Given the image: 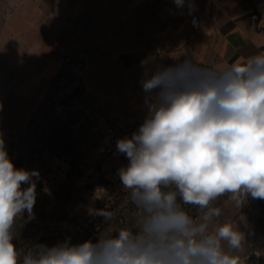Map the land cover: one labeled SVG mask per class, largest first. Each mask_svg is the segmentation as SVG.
<instances>
[{
    "label": "clouds",
    "instance_id": "clouds-1",
    "mask_svg": "<svg viewBox=\"0 0 264 264\" xmlns=\"http://www.w3.org/2000/svg\"><path fill=\"white\" fill-rule=\"evenodd\" d=\"M141 85L144 122L116 142L129 161L118 175L138 211L113 228L112 211L89 208L110 225L96 242L17 248L12 230L25 210L33 215L40 177L15 167L0 136V264H246L237 254L245 235L217 223L215 202L264 200V52L223 69L186 58L146 72Z\"/></svg>",
    "mask_w": 264,
    "mask_h": 264
},
{
    "label": "crops",
    "instance_id": "crops-1",
    "mask_svg": "<svg viewBox=\"0 0 264 264\" xmlns=\"http://www.w3.org/2000/svg\"><path fill=\"white\" fill-rule=\"evenodd\" d=\"M194 8L197 29L188 0H0V136L26 130L68 58L105 70L91 97L105 101L106 127L129 131L147 115L146 72L186 58L223 69L264 52V0Z\"/></svg>",
    "mask_w": 264,
    "mask_h": 264
},
{
    "label": "rangeland",
    "instance_id": "rangeland-1",
    "mask_svg": "<svg viewBox=\"0 0 264 264\" xmlns=\"http://www.w3.org/2000/svg\"><path fill=\"white\" fill-rule=\"evenodd\" d=\"M65 62L26 130L2 136L15 167L38 170L40 177L33 215L25 210L12 230L13 242L21 251L66 240L71 244L96 242L110 225L103 217L89 215V208L112 211L113 228L131 224L138 211L118 175L127 164L101 158L96 151L107 123L105 101L91 95L100 93L96 76L105 70L86 68L85 62L74 67L70 65L73 58ZM215 205L222 209L217 223L232 222L245 235L237 254L247 258L246 264H264V200L248 195L237 207L224 196ZM187 210L197 214L190 206Z\"/></svg>",
    "mask_w": 264,
    "mask_h": 264
},
{
    "label": "built area",
    "instance_id": "built-area-1",
    "mask_svg": "<svg viewBox=\"0 0 264 264\" xmlns=\"http://www.w3.org/2000/svg\"><path fill=\"white\" fill-rule=\"evenodd\" d=\"M194 13H195V8L192 11H190L189 9V16L191 17V25L193 28L197 29L199 27L200 22L198 18L194 15ZM252 18L256 20L258 16L253 15ZM143 122L144 120H142L140 123L135 125L134 128L129 131H125L119 127L107 126L104 129L100 141L96 148L98 156L104 159H113L128 164L129 161L126 158V156L117 151L116 142L118 139H122L125 137L131 138L132 134L138 130L139 126Z\"/></svg>",
    "mask_w": 264,
    "mask_h": 264
}]
</instances>
